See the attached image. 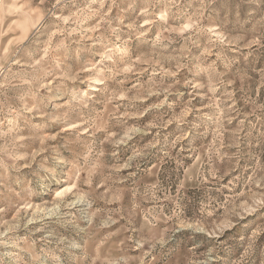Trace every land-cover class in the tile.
<instances>
[{
  "label": "rangeland",
  "instance_id": "obj_1",
  "mask_svg": "<svg viewBox=\"0 0 264 264\" xmlns=\"http://www.w3.org/2000/svg\"><path fill=\"white\" fill-rule=\"evenodd\" d=\"M0 264H264V0H0Z\"/></svg>",
  "mask_w": 264,
  "mask_h": 264
}]
</instances>
